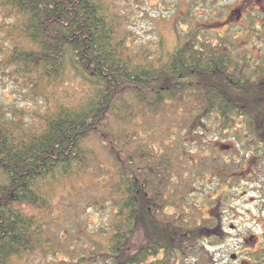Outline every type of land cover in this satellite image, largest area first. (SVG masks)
Here are the masks:
<instances>
[{
	"label": "trees",
	"instance_id": "1",
	"mask_svg": "<svg viewBox=\"0 0 264 264\" xmlns=\"http://www.w3.org/2000/svg\"><path fill=\"white\" fill-rule=\"evenodd\" d=\"M0 17L10 20L3 25L9 28L3 45L11 46L9 53L2 49L0 65L9 71L18 66L34 86L70 76L85 87L78 104L58 102L33 121H16L14 115L6 120L0 111V264H29L37 256L68 264L56 259V238H49L43 216L53 211L58 188L65 190L89 171L90 141L100 145L114 171V191L101 201L115 212L107 252L94 251L95 244L74 264H186L187 253L204 249L198 246L203 240L211 238L215 246L227 240L216 218H197L203 214L189 189L199 183L193 177L199 164L187 170L183 159L189 147H209L203 140L209 122L193 117L192 110L234 95L221 52L235 49L231 35L152 55L131 47L126 16L107 0H0ZM158 119L151 128L150 120ZM261 120L256 117L257 124ZM227 123L233 122H216L219 128ZM171 124L175 134L169 133ZM223 160L216 157L215 165L198 172L231 170ZM233 179L219 182L229 186ZM80 189L79 182L69 188L76 194ZM205 201L215 211L219 200Z\"/></svg>",
	"mask_w": 264,
	"mask_h": 264
},
{
	"label": "rangeland",
	"instance_id": "2",
	"mask_svg": "<svg viewBox=\"0 0 264 264\" xmlns=\"http://www.w3.org/2000/svg\"><path fill=\"white\" fill-rule=\"evenodd\" d=\"M107 1L110 3V6H116L117 11L122 12L126 16L128 20L126 30L131 35V47L138 53L150 50L152 55H166L181 47L187 41L194 45H196L197 41H202V39H209L211 43H218L220 40L217 37L226 36L227 34L231 35L235 49L242 46L255 49L257 48V44L260 43L258 37H254L255 34H259L254 30L255 25H250L254 27L251 31L247 28L246 21L241 22L238 27H223V25L212 29L206 27L216 20L222 21L225 17V12L236 6L238 0ZM6 22L9 23L10 20L4 22L0 17V60L4 57L2 49L5 48L9 53L11 47L9 45L4 47L3 45V39L9 31L8 27H3ZM15 68L11 67L9 71L8 68L0 65V111L6 114V120L9 116L14 115V120L16 121H19L23 117L26 122H29L33 121L42 110L47 109L49 106L53 107L58 102L71 103L73 105L79 103L80 95L85 87L74 82L70 76L64 77L61 83H48L46 80L34 86L26 79H22L18 66ZM34 82L35 80L32 83ZM161 119L150 120V127L155 128ZM169 121L173 123L175 118L169 117ZM176 129V126L171 124L169 133L175 134ZM16 131V128L12 129L13 134ZM234 133L232 130H229L227 134L219 138L213 135H208L205 138L201 137L205 142L208 141L209 147L201 145H199V149L189 147L188 153L190 151V154H186L187 162L183 159V166L187 170L193 169L196 165L195 162L199 163L200 161L193 171L195 172V175H193L194 180L199 181V183L196 185L190 184L189 189V192L194 195L193 199L199 205L197 206V210L203 214L201 216L199 213L197 215L198 219L209 216L212 203L209 201L206 204V196L211 198L215 197L216 194H222L226 191V186L221 185L219 180L224 181L226 177L227 179L236 178L228 186L227 191L229 194L235 195L236 188L243 186L237 180L238 175L234 174V172L238 171L234 163V159H237V163H239V151L237 150H234L232 153H220L222 154L221 157L232 163L231 166L225 163L226 167L231 170L220 169L218 171L206 169L207 171L203 174L198 172L203 169L202 166H213L216 163L215 158L207 156L214 153L211 146L212 142L214 144L220 142L225 145L234 143L237 147L238 137H233L232 134ZM162 137L164 138L165 136ZM162 137H159V139L162 140ZM195 138L200 140V137ZM89 148L94 152V161L89 171L85 175H82L80 180L72 182L71 185L67 184L64 186L65 190L62 187L58 188V192L53 197L52 203L55 205L53 211L51 214L43 216L44 222H48L47 226L45 224L44 226L50 235L49 238L51 240L52 237L56 238V259L68 264H74L75 257L86 254L95 244L97 246L94 247V251L106 253L111 237V227L109 228L108 224L109 219L112 218V214L115 211L111 207L106 206L105 202L101 201V199L108 197L107 192L114 191L111 185L113 184L115 175L100 145L96 141H90ZM238 148L240 149V146ZM104 172L107 173L104 174ZM212 174L216 176H212ZM224 174H226V177L221 176ZM260 181L261 184H256L255 187L260 192H264V182L262 179ZM77 182L81 186L80 193L78 194L69 190ZM217 186H220V188ZM243 187L248 188L251 192L255 191L252 183H245ZM94 201L98 205H94ZM204 204L206 205L204 206ZM90 205L92 207H89ZM100 206H104V209H101L102 207ZM222 206L221 209H223V218L228 233L227 240L217 246L212 245L211 238L203 240L198 246H205L204 249H194L190 253H187L186 264H236V260H233L231 256L236 255L238 250V232L236 228L229 230V227L231 225L236 227L237 216L240 212L252 210L253 206H244L242 202L236 201H223ZM172 212V210H169L168 213ZM189 212L195 215L194 211ZM212 213L214 215L215 211H212ZM251 214L254 216L255 213L251 212ZM251 214L244 221L245 227L243 226L240 229V236L244 238L245 243L244 247H240V260H242V264L252 263L248 255H253L256 250L257 240L254 236L258 234V231L255 230L254 217ZM39 260L44 264L53 263V257L51 256L41 258L37 256L29 261V264L35 262L39 264ZM19 263L25 264L23 260L16 264Z\"/></svg>",
	"mask_w": 264,
	"mask_h": 264
},
{
	"label": "flooded vegetation",
	"instance_id": "3",
	"mask_svg": "<svg viewBox=\"0 0 264 264\" xmlns=\"http://www.w3.org/2000/svg\"><path fill=\"white\" fill-rule=\"evenodd\" d=\"M250 15V16H248ZM247 23V28L250 24L255 25V30L259 34L254 35L258 37L257 48H236L223 49L221 52L225 55L223 61L225 67L229 68L226 75V83L229 87L234 86L232 98L223 99L215 98L213 106L201 108L199 110H192V116H198L200 120L208 121V127L205 131V136L213 135L217 138L228 133L229 130H234L240 137V143L237 147L232 144H222L220 142L211 143L214 153L208 155L213 158L224 159L220 153H232L234 150L239 151V163L237 164L238 182L240 185L245 183H252L254 185V192L248 190L243 186L236 188V194H229L228 186L221 195L216 194L212 197L219 202L213 206L215 214L212 210L209 211L208 219L216 218L220 229L226 230L225 221L223 218V209H221L222 202H242L244 206H253L252 210H243L237 216V226L231 225L229 230L237 229L238 250L236 255H232L236 264H242L240 260V247H244V238L240 236V229L245 227L244 221L251 212H254L253 223L258 234L254 236L257 240L256 250L254 254H250V264H264V192L256 189V184H261V179L264 182V114L260 115L259 111H264V0H238L237 5L225 12V17L220 22H212L213 26L209 28H216L220 25L223 27H238L241 22ZM241 33V32H240ZM194 52V51H193ZM198 52V51H197ZM192 53V51H190ZM229 64H232L231 66ZM191 116V117H192ZM262 118V124L256 123V117ZM255 117V121H254ZM218 127L216 122H228ZM216 121V122H214ZM212 122V124H211ZM240 146V149L238 148ZM212 152V150H211ZM238 161V160H237ZM236 161V162H237ZM229 165V162L223 160ZM197 166V162H195ZM200 163V161H199ZM198 163V164H199ZM220 196V198H218ZM239 198V199H238ZM241 215V216H240ZM215 216V217H214ZM241 241V246H240Z\"/></svg>",
	"mask_w": 264,
	"mask_h": 264
},
{
	"label": "water",
	"instance_id": "4",
	"mask_svg": "<svg viewBox=\"0 0 264 264\" xmlns=\"http://www.w3.org/2000/svg\"><path fill=\"white\" fill-rule=\"evenodd\" d=\"M232 258H234V257H232Z\"/></svg>",
	"mask_w": 264,
	"mask_h": 264
}]
</instances>
